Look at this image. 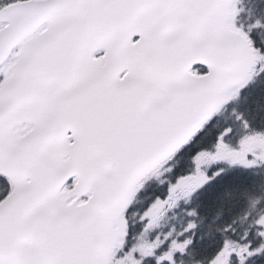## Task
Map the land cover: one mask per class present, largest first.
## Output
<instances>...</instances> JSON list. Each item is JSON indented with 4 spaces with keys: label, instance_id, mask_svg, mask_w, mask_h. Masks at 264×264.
Masks as SVG:
<instances>
[{
    "label": "snow or ice",
    "instance_id": "obj_1",
    "mask_svg": "<svg viewBox=\"0 0 264 264\" xmlns=\"http://www.w3.org/2000/svg\"><path fill=\"white\" fill-rule=\"evenodd\" d=\"M0 264H264V0H0Z\"/></svg>",
    "mask_w": 264,
    "mask_h": 264
}]
</instances>
